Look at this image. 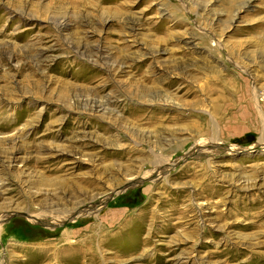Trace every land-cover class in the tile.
<instances>
[{
	"label": "rangeland",
	"instance_id": "1",
	"mask_svg": "<svg viewBox=\"0 0 264 264\" xmlns=\"http://www.w3.org/2000/svg\"><path fill=\"white\" fill-rule=\"evenodd\" d=\"M0 264H264V0H0Z\"/></svg>",
	"mask_w": 264,
	"mask_h": 264
}]
</instances>
